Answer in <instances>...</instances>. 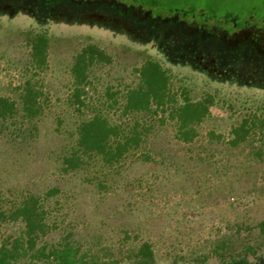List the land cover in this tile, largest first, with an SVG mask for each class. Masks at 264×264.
Wrapping results in <instances>:
<instances>
[{
    "label": "rangeland",
    "instance_id": "obj_1",
    "mask_svg": "<svg viewBox=\"0 0 264 264\" xmlns=\"http://www.w3.org/2000/svg\"><path fill=\"white\" fill-rule=\"evenodd\" d=\"M150 14L120 0H0V99L14 104L0 106V255L11 264H58L64 251L76 264H264V31ZM91 47L104 57L78 78ZM150 60L170 76L163 103L129 109ZM188 99L209 111L182 129ZM97 116L117 127L107 154L81 145ZM26 203L43 224L34 245Z\"/></svg>",
    "mask_w": 264,
    "mask_h": 264
},
{
    "label": "trees",
    "instance_id": "obj_2",
    "mask_svg": "<svg viewBox=\"0 0 264 264\" xmlns=\"http://www.w3.org/2000/svg\"><path fill=\"white\" fill-rule=\"evenodd\" d=\"M49 39L46 34H38L33 40V56L41 63L46 64L48 59ZM91 54L88 58V54ZM96 56L104 57V52L97 47H91L81 53L73 67L74 73L78 78H84L86 68L89 62H92ZM90 59V60H89ZM143 87L131 92L128 100V108L141 111L148 110L153 101L161 100L165 97L170 83V76L166 69L163 68L160 62L150 60L143 65L140 70ZM5 103L13 110L14 104L8 99L1 98L0 106ZM160 104V103H159ZM209 106L206 101L194 102L188 99L180 108L179 119L181 127L187 126L188 123L199 122L208 114ZM116 126H112L109 122L100 116L93 118L83 124L81 128V145L89 152L107 154L108 149H113L110 144L112 137L116 135ZM181 136L185 140H189V131L182 130ZM129 142H119L117 146L118 155L125 149ZM20 215L26 222L27 235L31 245H34V237L38 231H43V224L39 219L35 204L26 203L18 210ZM261 232L264 234V222L261 223ZM141 253L148 258H153V251L149 245L145 244L141 249ZM58 264H76L77 258L73 256L71 251L58 252L55 254ZM9 257L6 254L0 255V264H11Z\"/></svg>",
    "mask_w": 264,
    "mask_h": 264
},
{
    "label": "flooded vegetation",
    "instance_id": "obj_3",
    "mask_svg": "<svg viewBox=\"0 0 264 264\" xmlns=\"http://www.w3.org/2000/svg\"><path fill=\"white\" fill-rule=\"evenodd\" d=\"M120 1L129 6L146 8L151 11L152 17L176 19L174 21L182 25H190L204 32L224 29L228 35H232L246 28L264 31V0H165V5L163 0ZM171 4L176 6L171 8ZM198 5L203 7L201 12L197 11ZM244 44L240 41L239 48ZM249 44L254 45L252 42Z\"/></svg>",
    "mask_w": 264,
    "mask_h": 264
}]
</instances>
